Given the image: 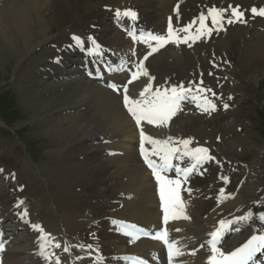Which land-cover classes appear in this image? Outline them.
Masks as SVG:
<instances>
[{
  "label": "bare ground",
  "instance_id": "6f19581e",
  "mask_svg": "<svg viewBox=\"0 0 264 264\" xmlns=\"http://www.w3.org/2000/svg\"><path fill=\"white\" fill-rule=\"evenodd\" d=\"M177 4L178 21L174 11ZM228 5L240 6L247 22L225 23L228 29L224 36L213 32L195 43L189 41L191 47L168 44L145 63L149 75L155 77L153 90L181 83L187 86L189 82L195 88L202 80L203 87L212 88L220 97L206 93L217 104L211 115L202 113L189 99L182 102L181 110L167 127L141 122L147 135L156 139H191L190 148L206 147L215 158L181 184L180 196L190 219L170 220L165 226L157 183L138 158L140 129L123 108V85L127 84L130 98L139 99V92L149 83L148 77L141 76L128 84L130 72L109 69L125 60L127 68L135 71V62L149 51L145 44L133 42L128 31L165 34L170 16L174 27H182L202 12L206 14L211 6L227 9ZM254 6L264 7V0H0V68L14 62L13 80L21 82L28 91L27 100L35 108L36 118L42 121L43 133L55 146L53 158L60 164L57 171L71 176L65 188L74 192L62 203L55 202L40 189L24 188L22 181H12L4 171L0 172V243L4 245L0 264H56L57 259L61 264H69V260L70 264H96L97 257L102 264H125L123 257L167 264L161 242L142 237L130 242L118 230L121 223L135 224L152 234L167 228L170 238L179 241L185 252L177 258L178 264H206L208 233L218 226L219 220H232L248 211L254 215L264 212V144L250 161L242 163L224 156L213 141L196 140L194 132L198 134L199 130H194L192 121L200 119L198 126L204 121L211 128L224 129L221 119L236 105L237 71L223 68L226 62L216 56L219 44L213 37L222 39L224 50L228 49L230 38H236L243 63L264 68V18L251 15ZM71 9L80 17L54 34V28ZM117 9L135 11L136 21L124 17L118 20ZM197 26L193 25L192 31ZM73 36L82 41V47L75 44ZM92 41L99 45L95 56L89 54ZM103 63L106 72L101 68ZM205 64L216 65V70L208 69L216 77L220 68L226 69L223 72L233 82L227 97L216 87V80L202 79ZM86 71L93 73V79L86 76ZM100 75L103 83L114 80L120 92L97 82ZM224 103L228 109L223 108ZM247 137H239L238 143L223 141L224 150L237 149L241 147L239 143L248 144ZM145 148L151 150L152 145L146 143ZM174 163L187 167L191 161L184 158ZM224 176L228 177L227 184ZM169 178H176L174 169ZM221 188L224 199H219ZM25 212L27 216L23 215ZM33 224H39L52 240V246L46 249L52 254L50 261L38 255L40 234L32 228ZM177 228L181 230L175 231ZM261 230L264 226L258 221L234 224L219 247L232 251ZM56 243L61 247H54ZM65 245L68 252L63 250ZM194 249L196 255L187 254ZM263 255L264 252L257 253L254 262L263 264Z\"/></svg>",
  "mask_w": 264,
  "mask_h": 264
},
{
  "label": "snow or ice",
  "instance_id": "6c2138e0",
  "mask_svg": "<svg viewBox=\"0 0 264 264\" xmlns=\"http://www.w3.org/2000/svg\"><path fill=\"white\" fill-rule=\"evenodd\" d=\"M174 11L177 13L176 19L179 20V4H177ZM253 17L264 18V7H252L250 9ZM230 13V14H229ZM115 16L119 20L121 17L128 18L131 21H136L137 13L131 9L121 12L119 9L115 11ZM208 21H210V26ZM246 23L245 11L240 9V6L233 7L228 5V8H220L211 6L207 9L206 14L202 12L196 20L189 22L182 27H174L173 18H168V26L165 34H157L153 32L140 31L139 34L134 30L128 31V35L132 38L133 42H139L145 44L149 51L137 64L133 67L135 71H131L127 68V61L121 60V63L115 69H109L110 71H128L130 72L131 79L127 81L131 84L133 81L139 79L141 76L148 77L149 83L144 86L143 90L139 92V99H133L129 96V89L127 84L123 85V105L127 110L131 118L134 120L138 129H140V155L144 160V163L151 170L152 175L158 186V194L160 198V207L163 212V224L168 225L170 220H188L190 217L186 214L187 205L181 199L180 191L181 184L187 182L190 174L197 172L199 168L215 158L209 154V149L206 147L190 148L192 144L191 139L177 140L172 136H168L166 139H156L150 135H147L143 128H141V122H146L149 125L156 127H167L169 121L181 110V104L183 101L191 100L195 106L202 112L211 115V113L217 110V104L214 103L206 93H211L212 96L220 99L219 96L210 87H203V81L193 87V84L189 82L187 86L183 83L179 85H172L170 87H157L153 90L152 81L155 77L149 75V72L145 66V61L158 52L161 48H164L168 44H174L179 46L180 44H188L191 47V43H195L202 38L209 37L212 33L224 31V24L229 25L234 23ZM193 25H198L195 31H192ZM183 33V35H181ZM73 41L77 46L82 47V41L73 36ZM92 38L89 37V40ZM191 41V43H189ZM93 48L89 49L90 55L99 53V45L95 41H92ZM135 55V52L133 53ZM216 67V65H213ZM212 73H209L211 75ZM107 87L111 88L114 92H120V86L109 83ZM232 99L231 96L228 97ZM227 103L223 104L224 109H228ZM219 139V138H218ZM152 145L151 150L145 148V144ZM111 154V153H110ZM156 157L157 159H152ZM184 158H188L191 163L187 167H182L180 164L174 163V161H182ZM175 170L176 178H169L167 173ZM3 170L0 169V172ZM202 174V173H201ZM225 184L228 183V177H222ZM191 193V189H187ZM224 188L220 189L219 199H224ZM20 203H23L21 201ZM19 207V205H17ZM27 216V212L23 214ZM249 221H258L264 226V212L259 215H254L252 211H248L244 215L235 217L232 220L221 219L218 221V226L210 230L208 235L210 239L206 241V245L209 249V255L207 256V264H253L254 258L257 253L264 252V230H261L258 234L253 232L250 238L246 239V242L242 243L239 247L232 251L225 252L219 245L222 243L224 234L231 230V226L234 224L247 223ZM115 224L116 222L113 221ZM32 228L39 232V252L38 255L43 257L46 261H50L51 253L46 249L52 246V240L49 238V234L44 232V229L39 224L31 225ZM118 230L130 238V242H135L141 237H147L155 241H159L163 244L167 254V264H178L177 258L185 255L183 248L180 247L179 241L170 238V231L167 228H161L152 234L150 231L137 228L135 224L125 225L121 223ZM177 228L175 231H180ZM236 231H239L237 228ZM56 248H60L61 245L56 243ZM84 246L81 245V248ZM91 248V245L88 246ZM201 247H204L202 244ZM4 250L3 243H0V251ZM65 252L69 251L67 245L64 246ZM189 255H196L194 249ZM155 259V257H153ZM125 264H145L143 260L138 257H123ZM56 264H61L60 260H56ZM96 264H102V260L97 257Z\"/></svg>",
  "mask_w": 264,
  "mask_h": 264
},
{
  "label": "rangeland",
  "instance_id": "374dc122",
  "mask_svg": "<svg viewBox=\"0 0 264 264\" xmlns=\"http://www.w3.org/2000/svg\"><path fill=\"white\" fill-rule=\"evenodd\" d=\"M80 15L79 12L76 15L71 9L70 13L63 16L53 33L57 34L61 29L70 26ZM224 29L219 33L214 31L213 35L221 33L224 36L228 27ZM231 38L227 51L222 49V39L213 37V40L216 39L215 41L219 44L218 50L215 52L216 56L226 62L223 68H232L237 71L236 105L231 111L225 113V119H221L224 129L215 126L211 128L203 120H201L203 121L202 125L198 126L196 123L200 119L192 120L195 121L194 130H199V133L194 132L195 136H193L196 140L213 141L219 151L223 152V155L225 154L224 156L246 163L250 161L258 147L264 144V68L259 65L251 67V65L243 63L242 49L237 45L236 38ZM222 53L226 56H223ZM14 65V62L6 63L0 68V167L5 172L4 175H7L12 181L19 179L23 186L40 189L47 195L49 194L55 202L62 203L65 198L74 193L65 188L71 181V176L67 177L57 171V166L60 164H58V159L53 158L55 146L43 133L42 121L36 118L35 108L27 100L28 91L21 82L13 80ZM208 69L216 70L217 68L211 64L202 66L204 74L202 79L205 81L216 80V87L222 89L225 92L224 97H227L226 92L232 87L233 82L228 78L227 73L223 72L226 69L220 68L218 77L209 75ZM242 136H248L249 145L239 143L241 147H237V149L224 150L223 141L238 143L239 137Z\"/></svg>",
  "mask_w": 264,
  "mask_h": 264
}]
</instances>
